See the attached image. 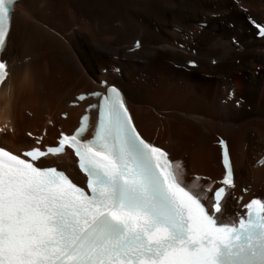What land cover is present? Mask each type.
I'll list each match as a JSON object with an SVG mask.
<instances>
[{
    "label": "bare ground",
    "instance_id": "bare-ground-1",
    "mask_svg": "<svg viewBox=\"0 0 264 264\" xmlns=\"http://www.w3.org/2000/svg\"><path fill=\"white\" fill-rule=\"evenodd\" d=\"M251 21L264 23V0H20L2 56L10 77L0 93V145L19 152L41 136L55 144L83 111L69 102L105 91L99 82L106 79L121 88L142 136L182 164L185 184H198L197 195L216 188L223 174L213 144L222 136L237 192L251 188L245 201L263 196L264 166L256 162L264 153V39H255ZM137 39L142 46L130 53ZM188 60L199 67L186 68ZM231 90L234 99L223 104ZM75 164L67 154L43 166L84 184ZM238 209L228 197L223 219Z\"/></svg>",
    "mask_w": 264,
    "mask_h": 264
},
{
    "label": "snow or ice",
    "instance_id": "snow-or-ice-1",
    "mask_svg": "<svg viewBox=\"0 0 264 264\" xmlns=\"http://www.w3.org/2000/svg\"><path fill=\"white\" fill-rule=\"evenodd\" d=\"M17 2L0 0V53ZM256 27L264 37V25ZM7 67L0 59V86ZM91 97L99 100L86 109L98 112L91 139H84L90 128L84 115L74 134L61 133L58 147L21 155L0 147V264H264V200L254 198L243 213L223 219L235 187L224 141L225 175L209 210L198 184H185L182 164L141 137L119 89ZM66 148L86 189L55 167L36 165Z\"/></svg>",
    "mask_w": 264,
    "mask_h": 264
},
{
    "label": "rangeland",
    "instance_id": "rangeland-1",
    "mask_svg": "<svg viewBox=\"0 0 264 264\" xmlns=\"http://www.w3.org/2000/svg\"><path fill=\"white\" fill-rule=\"evenodd\" d=\"M121 48H122V47H121ZM235 58H236V57H235ZM70 90H71V89H70ZM56 101H57V99H56ZM58 101H60V98L58 99ZM58 101H57V102H58ZM56 135H57V137H58L59 132H58ZM2 140H3V138H2ZM211 144H212V143H211ZM213 144H214L215 147H217L216 142H214Z\"/></svg>",
    "mask_w": 264,
    "mask_h": 264
}]
</instances>
